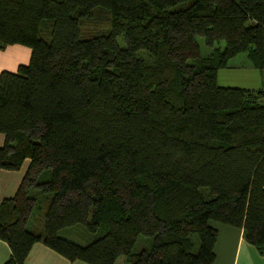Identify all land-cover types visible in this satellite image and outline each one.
I'll use <instances>...</instances> for the list:
<instances>
[{"label":"trees","instance_id":"16d2710c","mask_svg":"<svg viewBox=\"0 0 264 264\" xmlns=\"http://www.w3.org/2000/svg\"><path fill=\"white\" fill-rule=\"evenodd\" d=\"M196 36L225 47L202 57ZM13 45L31 56L0 73V169L30 164L0 204L4 264L38 242L71 262L213 264V222L263 252L264 91L218 74L242 53L264 71V0H0ZM80 226L85 246L63 237Z\"/></svg>","mask_w":264,"mask_h":264},{"label":"crops","instance_id":"0c3cea01","mask_svg":"<svg viewBox=\"0 0 264 264\" xmlns=\"http://www.w3.org/2000/svg\"><path fill=\"white\" fill-rule=\"evenodd\" d=\"M31 51L29 48L21 45L9 46L0 50V73L3 71L17 72L20 65H28L30 61ZM230 63V61H229ZM236 68L235 64L230 65L226 69L220 70L218 74V82L221 79L222 71ZM237 70V69H236ZM253 70H247L246 75H239V80L247 79L253 76ZM224 84L235 82L233 75L224 74ZM220 84V83H219ZM227 86V85H223ZM230 86V85H228ZM241 86V85H236ZM249 89V87H243ZM254 90L262 89L264 91V71L260 74V81ZM5 143V136L0 134V147ZM30 161H26L24 166L17 171H6L0 169V204L6 200L13 198L20 186L24 175L27 172ZM30 224V222H29ZM218 230V240L215 245L216 260L213 264H264V249L260 252L254 245L244 239L242 229L231 227L224 224L215 223L213 225ZM11 256V250L7 243L0 240V264H4ZM25 264H87L82 261L71 262L48 248L42 242L36 243ZM118 264V262H117ZM125 259H124V263Z\"/></svg>","mask_w":264,"mask_h":264},{"label":"rangeland","instance_id":"374dc122","mask_svg":"<svg viewBox=\"0 0 264 264\" xmlns=\"http://www.w3.org/2000/svg\"><path fill=\"white\" fill-rule=\"evenodd\" d=\"M196 41L199 45L200 48V54L202 57H208L209 55H211L212 51L214 48L216 47H220L222 50L225 47V42L223 40H221L220 42H217L216 44H214L213 46H210L206 43V40L204 37L202 36H196ZM117 43L119 45L120 48L125 49L126 48V40L124 35H120L117 37ZM189 65L193 64V61H189L188 62ZM230 65L235 64L236 68H232L230 70H226V71H222L221 73V79L219 80L220 86L223 85H227V86H223V87H235V88H243V87H249V89L255 88L258 85V82L260 81V74L261 72L254 69L248 58L247 55L242 53L236 57H234L233 59L230 60ZM253 70L251 72H253V76H248L247 79L243 78L242 81L239 80V75H246L247 70ZM237 69V70H236ZM224 74H228V75H233L234 77L232 78L235 82H228L227 84H224L223 81H225L223 78ZM230 85V86H228ZM236 85H241V86H236ZM213 225H215V223H212ZM79 228L81 229H72L71 231H66V233H63V237H65L66 239H68L69 241H72L74 243H77L79 245L85 246L87 245V235H85L86 233H84V228L82 226H80ZM42 230V229H41ZM148 242H152V240L150 238L141 236L135 246V250L140 249L141 247H145L146 245H148ZM124 263V258L121 257L118 260V264H123Z\"/></svg>","mask_w":264,"mask_h":264}]
</instances>
